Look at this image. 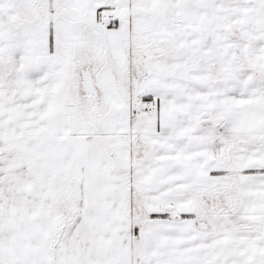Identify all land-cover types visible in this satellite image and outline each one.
I'll return each mask as SVG.
<instances>
[{"label": "snow or ice", "instance_id": "obj_1", "mask_svg": "<svg viewBox=\"0 0 264 264\" xmlns=\"http://www.w3.org/2000/svg\"><path fill=\"white\" fill-rule=\"evenodd\" d=\"M0 264H264V0H0Z\"/></svg>", "mask_w": 264, "mask_h": 264}]
</instances>
